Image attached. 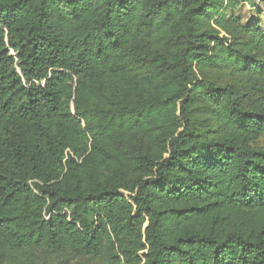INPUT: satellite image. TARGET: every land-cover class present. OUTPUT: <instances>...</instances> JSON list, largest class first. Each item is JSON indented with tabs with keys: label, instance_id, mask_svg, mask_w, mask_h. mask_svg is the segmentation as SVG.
Here are the masks:
<instances>
[{
	"label": "trees",
	"instance_id": "1",
	"mask_svg": "<svg viewBox=\"0 0 264 264\" xmlns=\"http://www.w3.org/2000/svg\"><path fill=\"white\" fill-rule=\"evenodd\" d=\"M239 2L0 0V264H264V30Z\"/></svg>",
	"mask_w": 264,
	"mask_h": 264
},
{
	"label": "rangeland",
	"instance_id": "2",
	"mask_svg": "<svg viewBox=\"0 0 264 264\" xmlns=\"http://www.w3.org/2000/svg\"><path fill=\"white\" fill-rule=\"evenodd\" d=\"M233 11L243 25H252L257 22L264 30L260 0H240ZM224 75L222 80H231V77ZM3 264H102V262L96 259L86 260V258L74 257L69 253L60 254L37 250L8 256Z\"/></svg>",
	"mask_w": 264,
	"mask_h": 264
}]
</instances>
